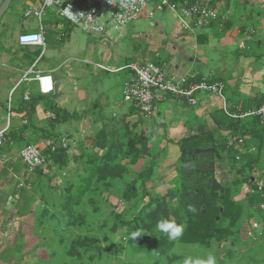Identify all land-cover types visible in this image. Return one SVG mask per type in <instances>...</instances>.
Returning a JSON list of instances; mask_svg holds the SVG:
<instances>
[{"label": "crops", "instance_id": "0c3cea01", "mask_svg": "<svg viewBox=\"0 0 264 264\" xmlns=\"http://www.w3.org/2000/svg\"><path fill=\"white\" fill-rule=\"evenodd\" d=\"M4 1L0 0V7ZM42 1L13 0L9 10L0 20V85L10 87L8 97L0 95V131L7 124L9 99L15 96L11 104L13 111L10 135L5 147L0 151V264H76L75 259L79 256L77 247L82 246L81 244L90 237L85 236V229L89 225L88 219L94 217L93 214H89L90 212L84 213L82 208L89 210L85 203L91 201L95 194L102 193L104 190L96 191L100 189L99 183L106 182L95 181L82 205L74 210V214H67L65 207L68 198L77 195L89 173L84 168L77 179L73 178V168L78 170L77 163L83 161L81 158L89 156L87 145L79 143L84 141L83 134H87L93 126L101 128L102 131V126L104 128L103 124L106 123L102 116L107 115L105 113L107 107L114 105L109 80L95 83L94 79L97 78L95 69L105 73L104 78L117 73L112 74L98 69L96 64L92 73H81L78 88L72 95L67 93V90L66 94L63 92L65 85L70 84L68 79H73L72 74L68 73L62 80L61 97L57 100L53 98L57 106L38 107L39 103H44L43 100L47 99L44 98L34 108L22 111L27 92L33 101H37L40 96L32 95L27 89L32 83L37 87V83L23 81L24 75L31 69L35 74L51 76L61 70L60 66L51 68L50 59L47 58L49 49L43 52L41 48L21 47L18 43L20 35L40 31L39 20L26 18L24 14ZM216 5L225 20L224 24L215 23L211 27L190 31L183 29L180 23L181 29H176L172 41H169L171 45L169 50L174 53H170L169 57L166 55L169 45L167 46L163 40L156 48L163 49L165 45L163 60H158L162 58L161 55H156L154 59L148 55L144 60H136L138 61L136 63H146L145 60L156 62L175 78L189 76L221 81L226 86L225 97L230 112L240 114L243 106L250 107V111L255 110L264 99V1L216 0ZM174 15L177 18L176 14ZM67 23L59 17L58 10L51 9L43 18L45 38L49 37L52 42L62 40L71 32ZM150 24L152 27L157 26L153 21ZM10 28L16 31L14 53L13 50L8 51L9 47L5 48L3 44L7 39L6 34H10ZM161 37L163 39L164 35ZM71 38L70 35L69 39ZM242 43L245 45L244 49L241 48ZM118 57L115 58V55L104 57L105 64L100 65L112 69L128 65L118 64ZM114 63L119 66L117 68L110 66ZM35 74L29 78H34ZM127 74L122 92L129 78V73ZM21 88L23 93L18 92ZM223 106V101L213 96H199L195 107L165 97L159 103L156 116L145 122L150 121L153 126H158L168 122L167 120L174 114L175 136H179V139L175 140L177 143L187 132L194 135L213 131L215 124L211 112L224 114ZM53 107L67 113L71 119L50 126L49 118L54 116ZM126 107L123 111L125 113L133 110ZM135 117L137 118V115ZM75 126L80 127V132L75 134L74 138L59 136L46 139L54 141L60 147L57 155L65 151L68 157L66 166L60 167L59 173L53 174L49 170L37 174L27 172L20 152L38 133L44 131L61 133L64 129ZM46 140L37 145H42ZM63 141L67 149L62 148ZM101 152L105 155L107 153L105 150ZM74 154L79 156L75 157L77 155ZM71 157H74V161H71ZM20 183L25 184L27 188L19 190ZM91 226L93 228L94 225Z\"/></svg>", "mask_w": 264, "mask_h": 264}, {"label": "rangeland", "instance_id": "374dc122", "mask_svg": "<svg viewBox=\"0 0 264 264\" xmlns=\"http://www.w3.org/2000/svg\"><path fill=\"white\" fill-rule=\"evenodd\" d=\"M151 14L153 18H150ZM151 21L157 23V26L152 27ZM67 26L71 32L62 40L52 42L49 37H46V49H49L47 58L50 59L51 68L60 66L61 69L52 75L56 84L67 77L68 73L72 74L73 79H68L70 84H66L63 90L64 94L67 90V93L71 95L78 88V78L81 73H92L96 64H105L104 57L119 56L118 64L136 63L138 62L136 60H144L148 55L153 59L156 55H161L162 58L158 60H163L165 45L163 49L156 50V48L163 40L168 46L175 30L181 29L180 22L173 12H160L154 10L153 6H150L134 25L125 29L122 37L115 33L110 41L100 40L69 23ZM10 29V34H6L7 39L5 37L6 41H3V44L5 48L9 47L8 51L13 50L14 53L16 31ZM70 35L71 39H69ZM105 42H107L106 45ZM170 46L166 52L168 57L170 53H174L169 50ZM145 62L153 61L145 60ZM110 66L117 68L119 65L114 63ZM95 70L97 75L94 79L95 83L109 80L114 105L107 107L105 111L107 115L102 116V119L106 121L102 131L95 125L96 128L93 126L87 134H83L84 141L82 140L79 145L81 143L87 145L89 156L81 158L83 163H77L78 170L73 168V178L77 179L84 168L90 171V157L104 158L105 154L96 146V139L101 135H106V143L112 150L115 145L119 147L118 151L113 150L114 162L106 160L107 165H119L123 173L115 180H107L104 184L99 183L100 189L96 192L104 191L95 194L91 201L85 203V207L88 206L90 211L82 208L84 213L90 212L89 214L94 215L93 218L88 219L89 225L85 229V236L90 235L87 240L97 242L77 247L79 256L75 259L76 264H182L183 255L178 254V251L184 254H206L212 251L217 257V264H264V211L251 216L253 207L250 194L254 181L264 182V129L251 121H246L247 119H227L222 112L217 114L211 112V118L215 124L213 131L194 135L187 132L185 137L175 143L179 136H175L174 114L167 120L168 122L153 126L150 121L145 122L136 118L137 114L133 110L129 113L123 112L127 107L121 105V94L128 71L104 78L105 73ZM9 89L8 86L0 85V95L4 94L8 97ZM27 89L35 96L39 92L35 83L27 86ZM22 91L21 88L18 92L23 93ZM43 101L44 103H39L38 107L57 106L53 96ZM113 114L116 117L112 116ZM217 120L223 121L224 124L218 125ZM237 124L238 129L235 126ZM79 132L80 127L77 126L64 129L61 133L44 131L41 134L38 133L29 144L37 145L43 140L59 136L74 138ZM207 133L213 136H206ZM199 135H205L202 138L206 147H212L219 153L220 158L215 159V173L212 177L220 187V196L214 197L210 191L209 194L214 199L213 213L198 226L192 227L189 224L188 227L185 205L181 201L184 192V178L181 174L183 171L181 143L187 139H197ZM139 139H143L149 147L147 155L140 156L137 153L136 149L138 151L143 149L138 142ZM240 141L243 142L240 143ZM74 156L79 155L74 154ZM71 161H74V157H71ZM50 171L56 174L61 169L55 166L51 167ZM142 174L148 176V182H138L137 195L130 202L125 201L126 207L117 218L114 209L120 201L125 200V189L130 183L138 181L139 175ZM197 175L191 178L197 180L200 178ZM221 206L223 208H220ZM151 211H156V215L160 216L161 220L176 221L177 215L181 218L185 233L187 231L189 234L186 235L188 241L178 242L179 250L175 244L168 255L158 256L153 248L142 244L144 236L150 240L153 236L158 238L160 235L157 227L146 229L149 221L147 215ZM255 222L258 223L259 228L256 235L253 234L251 237L248 232ZM91 224L94 225L93 228ZM138 230L145 235L137 240L131 239V234Z\"/></svg>", "mask_w": 264, "mask_h": 264}, {"label": "built area", "instance_id": "2783aa9c", "mask_svg": "<svg viewBox=\"0 0 264 264\" xmlns=\"http://www.w3.org/2000/svg\"><path fill=\"white\" fill-rule=\"evenodd\" d=\"M150 6L160 12L171 11L176 14L185 30L194 31L199 28L211 27L215 23L224 24L225 22L217 9L216 0H43L37 7L28 9L24 14L26 18L39 20L40 31L20 35L18 43L21 47H38L45 52L47 42L43 18L51 9L58 10L59 17L72 26L80 28L87 34L101 40L110 41L114 38L115 33L122 37L124 30L134 25ZM150 18H153V14L150 15ZM241 48H245L243 43ZM96 67L109 73L128 71L129 78L123 87L121 105H126L135 110L139 119H153L158 113L159 103L165 97L195 107L198 104V97L205 95L221 99L224 103V114L228 118L237 120L256 119L264 128V99L260 107L255 110L240 114L232 113L225 97L226 86L221 81L208 78L196 79L189 76L175 78L156 62L131 63L118 69L100 64ZM33 74L35 73L31 69L24 75L23 81L36 82L40 95L53 96L56 87L53 77L36 73L34 78H29ZM24 100L30 102L31 95L29 92L25 94ZM11 104L12 99L10 97L7 124L0 131V151L5 147L10 133L13 111ZM62 148H68L64 141ZM59 150L60 147L54 141L46 140L42 145L24 147L20 152V157L28 173H43L50 171L51 167H55L54 163L48 159L46 152L50 151L51 154L57 155ZM23 188H27V186L20 183L18 189ZM257 188L258 192L263 194L264 182H258ZM125 207L126 203L122 200L114 211L121 213ZM259 208L264 211V204H261ZM258 228V223H253L248 235L251 237L253 234L256 235Z\"/></svg>", "mask_w": 264, "mask_h": 264}, {"label": "trees", "instance_id": "16d2710c", "mask_svg": "<svg viewBox=\"0 0 264 264\" xmlns=\"http://www.w3.org/2000/svg\"><path fill=\"white\" fill-rule=\"evenodd\" d=\"M38 94L40 95L39 92ZM44 98H47V97L40 95L37 101H33L32 99L30 100V102L24 101L22 111L23 110L28 111L31 108H34V106H36V104L40 102L41 100H43ZM250 110H251L250 107L243 106L241 113L248 112ZM53 114H54L53 119L49 120L50 126L59 125L71 119V117L67 113H62L61 110L54 108V107H53ZM226 118L228 119L227 116ZM141 121H144V120L141 119ZM247 121H251V123H254L262 127L259 124L258 120L256 119H247ZM222 123L224 124L223 121L217 120L218 125L222 126L223 125ZM235 126L238 129L239 125L237 124ZM202 136H205V135H199L197 139L196 138L187 139L181 143V147H183V152L181 156V159L183 162V171L181 172V174H182V177L184 178V183H183L184 192L181 196V201L185 205V214H186V218L188 219V227H189V224L192 227L198 226V224L201 221L206 220L208 216L213 213L214 199H212V195L209 194L210 191H212V193L214 194L213 195L214 197L220 196L219 194L220 187L212 177L215 173V159L204 160V161L199 160V155L202 153L209 152L215 155H218L219 153L217 152V150L213 149L212 147H206L205 143L203 142L204 138H202ZM206 136H213V134L207 133ZM138 142L143 146V149L142 151H138L136 149L137 153L140 156H142L143 154L147 155L149 153V147H147L143 139H139ZM96 144H97L96 146H98V148L101 151L105 150L107 151V153L103 158L104 160L98 156H94L95 158L90 157L89 163L91 165V168L88 173V176L84 179L83 181L84 183L79 188L77 195L68 198L66 202L65 208H66V212L68 215L74 214L75 213L74 210L79 208L82 205L84 198L90 192L92 184L95 181L104 182L107 180H115L116 178L120 177L123 173V169H121L119 165H110V164L107 165L106 163V160L110 162H114L113 160L115 159L112 158V153H113V150L118 151L119 147L115 145L113 146V150L111 149V147H108V144L106 143V135L98 136L96 139ZM46 155L49 157L48 159H50L54 163V166H57L59 168L66 166L68 162V157L66 156L65 151L61 152L59 155H54V154H51L50 151H47ZM197 174H199L200 176L199 179L196 180V179L191 178ZM148 180L149 178L145 174L139 175V180L130 183L125 189V192H124L125 200L123 201L130 202L138 193V189H139L138 182L147 183ZM256 183L257 181L253 182L251 186L253 188L250 192L251 203L253 207V211H251L252 213L251 216H253V214L257 212L258 213L263 212L259 208V206L261 204H264V195H263L264 193L262 194L258 192ZM190 206H194L197 209V211L195 213L190 211L189 210ZM220 208H223V207L221 206ZM149 213H148L149 215H147V218L149 219L146 225L147 230L156 228L157 224L161 220V217L156 215V211H151ZM121 214L122 213L115 212V216L117 218H119ZM175 218H176L177 223L183 225L181 218L178 215ZM187 234H189L187 231L186 233L184 232V235L181 238L182 241L183 240L188 241V238L186 236ZM96 242L97 241L95 240L88 241L86 239L84 243H82L81 245L85 246L88 244L90 245L92 243L94 244ZM143 242L144 243L142 244L144 246L149 245L148 247L153 248L158 256L168 255L175 246V243L170 242L169 239L161 232L158 238L153 236V238H151L150 240H147L146 236H144Z\"/></svg>", "mask_w": 264, "mask_h": 264}, {"label": "clouds", "instance_id": "9594fccd", "mask_svg": "<svg viewBox=\"0 0 264 264\" xmlns=\"http://www.w3.org/2000/svg\"><path fill=\"white\" fill-rule=\"evenodd\" d=\"M189 210L193 213L197 211L194 206H190ZM157 229L163 233L170 242L175 243L179 250L180 246L178 242L184 235V225L177 223L174 219H162L157 224ZM142 235H145L142 231H134L131 234V239L137 240ZM178 254L183 255L182 264H217V257L212 251H208L206 254H184L178 251Z\"/></svg>", "mask_w": 264, "mask_h": 264}, {"label": "water", "instance_id": "95a60500", "mask_svg": "<svg viewBox=\"0 0 264 264\" xmlns=\"http://www.w3.org/2000/svg\"><path fill=\"white\" fill-rule=\"evenodd\" d=\"M12 2H13V0H5L4 1V3L0 7V20L7 13V11L9 10ZM62 84H63V81H60L59 83L56 84V87H55V90H54V95H53V98L55 100H57V99H59L61 97L60 88H61ZM219 158H220V156L215 155L213 153H209V152L202 153V154L199 155V160L200 161L219 159Z\"/></svg>", "mask_w": 264, "mask_h": 264}, {"label": "bare ground", "instance_id": "6f19581e", "mask_svg": "<svg viewBox=\"0 0 264 264\" xmlns=\"http://www.w3.org/2000/svg\"><path fill=\"white\" fill-rule=\"evenodd\" d=\"M45 24V23H44ZM39 31V30H38ZM75 164V163H74ZM68 244V243H67Z\"/></svg>", "mask_w": 264, "mask_h": 264}]
</instances>
